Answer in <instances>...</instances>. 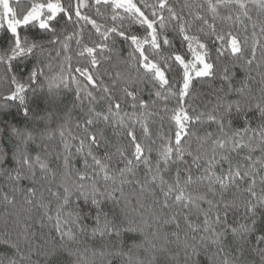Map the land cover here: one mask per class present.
I'll list each match as a JSON object with an SVG mask.
<instances>
[{"label": "snow or ice", "instance_id": "obj_1", "mask_svg": "<svg viewBox=\"0 0 264 264\" xmlns=\"http://www.w3.org/2000/svg\"><path fill=\"white\" fill-rule=\"evenodd\" d=\"M249 4L264 15V0H0V264H264V19ZM117 39L125 70L101 73ZM199 79L219 81L203 111Z\"/></svg>", "mask_w": 264, "mask_h": 264}, {"label": "trees", "instance_id": "obj_2", "mask_svg": "<svg viewBox=\"0 0 264 264\" xmlns=\"http://www.w3.org/2000/svg\"><path fill=\"white\" fill-rule=\"evenodd\" d=\"M170 2L179 11L180 6L184 3V0H170ZM190 2H193V0H190ZM194 2H203V0H194ZM12 6L17 7V0H12ZM24 6L25 5L23 3L19 4V7H21V8ZM102 11H105V10L102 9ZM249 11H250V14L252 15L254 21H256L258 19H264V15H261L259 13L258 9L251 4H249ZM185 12H186V10H185ZM221 13L226 14L227 10L221 9ZM93 15H94V13H93ZM105 16H107L106 11H105ZM97 19H98V22H100V23H108L109 25L111 24V22L108 20L101 19V18H97ZM245 23L249 25L248 32L246 34L250 35L251 31H252L251 24L248 21H245ZM217 24L225 26V27H235L238 31H240V26L239 25H233V23L231 21H219L218 20ZM69 30H71V26H69ZM136 31H140V30L137 29ZM240 34L243 36L245 33L240 31ZM84 36H85V42L86 43H89L90 41H98L99 40V37L92 34V32L89 29L85 30ZM177 46L179 47V45H177ZM2 47H3V43L0 42V48H2ZM50 50L53 52V55H54L55 49L53 48ZM129 50L130 49L128 48L126 43L117 39L116 40V50L111 54L112 55V61L110 63H108V62L103 63L102 66L99 68V71L101 73H104V72H113L114 73L115 71H118V70L124 71L125 66L120 64L119 61L127 58ZM181 51H183V49H181ZM75 52H76V45H75V43H73L72 44L73 67H75L77 65L82 66V67L87 66V60L77 57ZM213 55H215V54L213 53ZM20 67H21L20 65H16V70L19 71ZM54 70H58V69H54ZM259 71H264V69L254 70L252 72V75L254 77H256L257 81H259V79H260V76L258 75ZM178 72H179V69H176V73H178ZM176 73H174V75ZM7 76H8L7 69L5 68L4 65H0V94H6L8 89H9V85L7 83V80H6ZM104 80H105V83L110 82L107 75L104 76ZM218 85H219L218 79L217 80L199 79V80L194 81L193 98L191 100L192 105L194 107H196L198 111L205 110L206 106L208 109H210L212 107V105L215 104V90L218 87ZM148 91H149V89L147 87H145L144 91L141 93V95L146 99L148 98ZM94 94L99 96V93H94ZM64 95H65V103L68 105L69 108H72L73 101L75 98L74 86H71L68 90H66L64 92ZM235 98H236L235 96L231 97V99H235ZM208 101H211V103H207ZM128 103H129L128 101H124V108L125 109H128ZM86 106H87V102L85 101V110H86ZM162 106L163 105L160 102H158L157 107H162ZM173 106H174V101L170 100L168 102V107L171 108ZM103 107H104V104L101 103V104L97 105V110L98 111L102 110ZM128 110H130V109H128ZM14 115H15V110L12 111L11 116H9L8 119H11V117ZM161 115H164V113L161 112ZM80 116H82L80 108L79 107L74 108L73 109V123L75 122V118L80 117ZM17 119H19V118H17ZM153 121L154 122L151 123L150 126H151L152 131L154 133L159 130L161 124H164V126H165L164 130L165 131L168 129V121L166 119L162 121V120H160L159 117H153ZM203 127L208 128L210 126L205 124V125H203ZM214 127H215L214 125L211 126V128H214ZM105 135L110 141H112L113 145H116L118 143H126V140L118 141L117 138L113 135V130L111 128H107L105 130ZM51 147L59 150V138L58 137L51 142ZM111 150L114 151L115 149L112 148ZM255 155H260V153L257 152V153H255ZM80 166H81L80 164H77V167H80ZM262 174H264V173H262ZM2 183H3V181H0V184H2ZM260 187L261 186L259 185V182H258L257 191L260 190ZM53 190L55 191L56 189L53 188ZM227 198L228 199H237L239 201V199L241 197H240L239 193L231 191L227 194ZM9 210H11V209H9ZM3 214H4V207L0 206V227H2ZM244 214H245L244 209L241 208L235 214L230 213L229 220H230V222L234 221V220H239ZM262 226H264V225H262ZM175 230H176L175 227L172 225L166 226L164 229V231H166V232H171V231H175ZM180 231H181V233H183V225H182V228ZM3 251H5V249L3 248V246H0V252H3ZM248 259H249V261L253 262V264H260L259 257L256 256L254 253H250L248 256Z\"/></svg>", "mask_w": 264, "mask_h": 264}]
</instances>
